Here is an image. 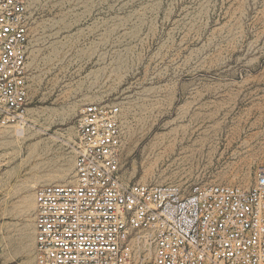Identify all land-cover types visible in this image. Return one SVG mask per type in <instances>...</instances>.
I'll return each mask as SVG.
<instances>
[{"label":"rangeland","instance_id":"1","mask_svg":"<svg viewBox=\"0 0 264 264\" xmlns=\"http://www.w3.org/2000/svg\"><path fill=\"white\" fill-rule=\"evenodd\" d=\"M28 14L25 138L0 128V264L32 261L35 189L72 180L91 102L120 109L124 182L249 187L264 169V0H28Z\"/></svg>","mask_w":264,"mask_h":264},{"label":"built area","instance_id":"2","mask_svg":"<svg viewBox=\"0 0 264 264\" xmlns=\"http://www.w3.org/2000/svg\"><path fill=\"white\" fill-rule=\"evenodd\" d=\"M28 48V0H0V128L25 122ZM122 147L117 105L79 110L72 180L35 189L30 264H264V169L249 187L130 184Z\"/></svg>","mask_w":264,"mask_h":264},{"label":"bare ground","instance_id":"3","mask_svg":"<svg viewBox=\"0 0 264 264\" xmlns=\"http://www.w3.org/2000/svg\"><path fill=\"white\" fill-rule=\"evenodd\" d=\"M13 133L16 136L15 140L16 141H21V140H24V138H25L26 129H25V127L23 125H16L14 127V132ZM62 173H64L62 175L63 177H66L68 175V171H64ZM63 177H61V178H63ZM246 182H247V180H246Z\"/></svg>","mask_w":264,"mask_h":264}]
</instances>
